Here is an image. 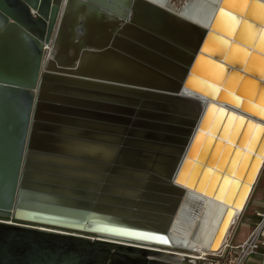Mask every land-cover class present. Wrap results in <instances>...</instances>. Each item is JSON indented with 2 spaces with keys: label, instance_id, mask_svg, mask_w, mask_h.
I'll list each match as a JSON object with an SVG mask.
<instances>
[{
  "label": "water",
  "instance_id": "water-1",
  "mask_svg": "<svg viewBox=\"0 0 264 264\" xmlns=\"http://www.w3.org/2000/svg\"><path fill=\"white\" fill-rule=\"evenodd\" d=\"M224 7L242 12L221 0L200 25L150 0H0V264L204 260L114 231L166 236L187 194L180 183L201 188L206 166L184 176L213 103L185 89L211 34L225 33ZM223 124L209 133L218 139ZM246 125L229 141L242 144ZM233 153L215 170L230 174Z\"/></svg>",
  "mask_w": 264,
  "mask_h": 264
},
{
  "label": "bare ground",
  "instance_id": "bare-ground-1",
  "mask_svg": "<svg viewBox=\"0 0 264 264\" xmlns=\"http://www.w3.org/2000/svg\"><path fill=\"white\" fill-rule=\"evenodd\" d=\"M150 1L155 2L158 5H161L162 7L166 8L167 10L181 17H184L185 19L198 23L200 25H205L210 19L214 17L221 3V0H207V1H201L195 7L190 8L189 7L190 3L187 2V4L184 5L183 8L176 9L174 5H172V3L168 2V0H150ZM226 1L232 6V8H236V9L243 8V12H241L240 14H234L236 12L226 7L220 10L216 18L217 19L216 23L217 26L223 29L225 33H222L220 31H215L216 33L211 34L212 36H214V38L212 37V39H210V41H208L206 44L207 53L205 52L201 54L196 63V64H198V62L200 63L199 65H196L198 75L191 76L190 84L192 86L190 87V89L189 88L185 89L186 95L205 97L207 100H210L213 103L211 104L209 110L204 115L205 129H203V132L199 133V135L197 136L194 142V148L196 143L198 144V147L196 149V152L194 149L195 154H193V157H190L187 161L186 175L184 176L185 177L184 179H187L191 174L195 165L196 166L193 172L195 175L198 173V166H200L201 169L204 166H206L207 168L206 167L204 168V172L201 176L200 184H199V186L201 187L199 191L201 192H198V190L193 189V187L187 186L185 180L182 183H180L181 186L185 187V189L187 190L186 192L188 194V197L194 199L196 202H199L201 206V209H199L200 210L199 215L195 214L191 216V218H187L185 216L183 218L181 216L175 218L173 221H171L170 227L168 228V234L166 236L151 235V234L137 233V232L130 233L123 230L114 231V234L116 235L118 234V236L122 237L121 240L126 239L135 242H143V243L148 242L149 244L151 242H155L162 244L164 246L165 244H169V246L179 247L184 249L183 251L174 250L172 251L173 254L183 255L182 252L189 251L196 254H192V253L190 254L185 253V254L194 259H205L206 257L205 255H209V254L217 255L218 252L215 254L211 253L214 252L211 250V248H216L215 250L219 249V247L223 243L224 238L226 237L228 230H230L232 224H234L235 222L233 220L237 217L238 214H240L245 209L246 204L251 196L253 187L257 182V179L259 177L264 162V146L259 151H252L247 148L248 143L251 141L252 138H254L253 136L256 134V132H259L258 131L259 129L264 132V102L258 103L261 102L260 100H258L259 93L261 92V88L264 87V52L260 51V49H263L264 51V47L261 46L264 45V0H241L242 2H245L243 3L244 5H242V2L240 0H226ZM250 1H253L252 5L254 6L252 10L253 13L250 15L251 17L249 18L248 14L245 16L244 13L247 10V8L250 6L249 5ZM237 30H238L239 39H234L233 35L236 34L235 32ZM256 42H257V46L260 49H254L253 44H255ZM214 54L217 57H214ZM227 55L228 58L226 60L229 63L223 61V59H219V58H224ZM239 56L242 57L241 61H239ZM245 63H247V66ZM203 64H205V66L207 67L211 77H208V75L202 73L199 70V67L200 68L202 66L204 67ZM237 64L239 67H236ZM244 66H246L245 70L243 69ZM234 74L237 77L235 79L233 78ZM221 78L223 79L221 82L216 80V79L220 80ZM234 80L236 81V83L234 82L233 83L234 86H233L229 82H232ZM244 80L247 81L244 82ZM225 81H227L226 87L223 86ZM194 82L197 84V86L194 85L195 84ZM252 82L257 85L256 90L255 89L253 90L252 87L250 86ZM248 83L249 85H247ZM202 84L210 88L213 91V94L209 93V95L208 94L205 95L204 93H206V89L202 87L203 86ZM200 88L202 89V91L200 90ZM238 88H240L239 92H237ZM221 92L222 94L218 96L219 93ZM251 93L254 97L253 99L248 100L246 94H248L249 96V94ZM225 99H227V101H223ZM244 103L250 106L251 109L247 111L243 110L242 108L245 107ZM229 110L230 112L226 117V113ZM218 114H222L219 127L223 123L224 126L222 128L223 134H220V136H218L217 139L216 133L214 132L211 135L209 133V129L212 127V125L215 131L219 129V127L218 129L216 128V123H215V118L217 117ZM238 120H240L241 122V127H243L244 123L247 121L246 126H249L250 128V133L248 135V139L246 141L245 146H243L245 142V138H244L245 133L242 136V144H238V146L235 145L236 143L229 141L228 139L229 134L231 132H233L232 134L234 136V139H237L238 136L237 137L235 136L236 129L234 127L237 124ZM227 126L228 129L225 134L224 127ZM256 136L257 134L255 135V138ZM206 141H212V145L214 143L216 144L218 143L221 145L220 152L219 154H217L218 155L217 160H215L216 159L215 156L214 158H212L214 152L213 150L212 155L208 160V163H206V159L211 153L210 152L211 149L209 150L207 156H203V152L205 149L204 144ZM252 143L254 144L253 147H255V142L253 141V139H252ZM259 143L260 145L262 143L264 144V133L260 137V140H258V144ZM201 151L203 158L201 164L200 163L197 164L196 161ZM232 152H234L232 156V160L234 158L235 153L239 154L238 160L235 162L234 165L236 168L233 170L231 165L232 172L228 175L227 174L223 175L224 172L222 169L215 170L216 169L215 165L220 159V156L224 153L221 162L223 163L222 166H225ZM228 153H229V157L227 158ZM113 155H114L113 152H109L107 153L106 156L112 157ZM246 156L250 157V160L254 157V161L252 165H249L251 164L250 163L251 161L249 160L248 165L246 166V169L244 171V174L247 173L248 176H246L247 178L245 179V181H243V179H241L244 176V174L241 176L242 161L244 160V158H246ZM239 166L241 170V173L239 174L240 178L237 177L235 179V172ZM200 171L198 174H200ZM206 171L208 172V177H206L207 180L204 182L203 178L204 176L207 175ZM213 175H214L213 182H215L217 176H219L218 177L219 179L215 184L214 190L218 187L217 185L219 183L220 178L224 176L221 182V186L218 188L219 189L217 195L218 197H213L212 193L214 190L212 191V187L210 189L211 191L210 196L206 195L210 193H205L207 187L210 184L209 181H211ZM242 185L243 187L240 193L237 194V192L239 191L238 189ZM233 193H234L233 195L234 197L231 200L230 196ZM225 198L229 201V203L227 200H226L227 202L224 201ZM150 215L154 219L159 220L158 221L159 226H163L165 224L166 222V219L164 218L165 216H161L160 213H155ZM216 235L217 237H215ZM225 244L226 243L224 242L222 248L225 246ZM157 248L159 247L155 246V249ZM169 257L174 259H179V256H169Z\"/></svg>",
  "mask_w": 264,
  "mask_h": 264
},
{
  "label": "rangeland",
  "instance_id": "rangeland-1",
  "mask_svg": "<svg viewBox=\"0 0 264 264\" xmlns=\"http://www.w3.org/2000/svg\"><path fill=\"white\" fill-rule=\"evenodd\" d=\"M190 1H194V0H172V3L174 4V7L176 8V9H180L181 8V6H183L184 5V3H187V2H190ZM241 1V0H240ZM242 2V1H241ZM228 3V2H227ZM243 3H245V2H242V5H244ZM229 4V3H228ZM230 5V4H229ZM253 6L254 5H250L249 7H250V9H249V14H248V17L250 18L251 16V14L253 13L252 12V10H253ZM241 10H242V12H243V8H241ZM227 33H229V32H227ZM212 44V43H211ZM211 46V45H210ZM261 46H263L264 47V45H261ZM212 47V46H211ZM242 60V57L241 56H239V61H241ZM237 62V61H236ZM208 63V62H207ZM200 63L198 62V64L197 65H199ZM252 64V63H251ZM204 65V67L202 66L201 68L199 67V70L202 72V73H204V74H206V75H208V77H211V75H210V73H209V71H208V69H207V67L205 66V64H203ZM205 68V69H204ZM225 78V77H224ZM233 78L235 79V78H237L236 77V75L234 74L233 75ZM202 79V78H201ZM214 79V78H213ZM213 79H211V80H213ZM216 80H218V81H222L223 79L221 78L220 80L219 79H216ZM215 80V81H216ZM233 80V79H232ZM231 81V80H230ZM247 81V80H246ZM245 80H244V82H246ZM236 83V81L234 80V81H232V82H229L231 85H233L234 86V84L233 83ZM244 82H243V84H244ZM195 83V82H194ZM217 83H219V82H217ZM242 84V85H243ZM194 85H196L197 86V84L195 83ZM203 86V88H205L206 89V93H204L205 95H209V93H212L213 94V91L210 89V88H208L206 85H204V84H202ZM220 85V84H219ZM247 85H249V83L247 84ZM204 86H206V87H204ZM250 86L252 87V89L254 90H256V88H257V85L256 84H254L253 82L250 84ZM263 89H264V87H262ZM261 88V92L259 93V98H258V100H260L261 102H258V103H263L264 102V90ZM241 89H242V86H241ZM200 90L202 91V89L200 88ZM204 91V90H203ZM242 91V90H241ZM225 94V93H224ZM244 94V93H243ZM241 95V94H240ZM243 96V95H242ZM246 96L248 97V100H250V99H253V95H252V93L251 94H249V96H248V94H246ZM244 97V96H243ZM262 97V98H261ZM263 100V101H262ZM223 101H227V99H225V100H223ZM244 108H242L243 110H245V111H247V110H249V109H251L250 108V106H248L246 103H244ZM221 115L222 114H218L217 115V117L215 118V123H216V128L218 129V127H219V125H220V122H221ZM210 117V116H209ZM225 128V134H226V131H227V129H228V126L227 127H224ZM236 130V132H235V136L237 137L238 136V134H239V132L241 131V129H242V127H241V122H240V120H238V122H237V124L235 125V127H234ZM259 132H261V133H259V132H256V134H257V136H256V138H255V135L253 136L254 138H252L253 139V141L255 142V146L258 144V140H260V137L262 136V134H263V131L262 130H258ZM244 138H245V142H244V144H243V146H245V144H246V141H247V139H248V135H249V133H250V128H249V126H246L245 127V130H244ZM211 142V143H210ZM211 144V145H210ZM211 146H212V141H206L205 142V144H204V152H203V156H207V154H208V152H209V150L211 149ZM197 147H198V144L196 143V145H195V152H196V149H197ZM216 147V148H215ZM215 147H214V152H213V157L212 158H214V156H215V160H217V157H218V155L217 154H219V152H220V149H221V145L220 144H216L215 145ZM216 149V150H215ZM217 151V152H216ZM230 153V152H229ZM229 153H228V156H227V158L229 157ZM195 154V153H194ZM238 156H239V154H236L235 153V155H234V158H233V160H232V163H231V165H232V169L234 170L236 167L234 166L235 165V162L238 160ZM227 160V159H226ZM249 160H250V157H248V156H246V158H244V160L242 161V174H241V176L244 174V171H245V169H246V166L248 165V162H249ZM198 166V165H197ZM190 168V167H189ZM207 168V167H206ZM200 169H201V167L200 166H198V173H199V171H200ZM189 170V169H188ZM207 172V171H206ZM232 172V171H231ZM196 173V172H195ZM194 174L193 173V180H195V179H197V177H198V175L199 174ZM218 175V174H217ZM206 177H208V172H207V175L206 176H204V178H203V181L205 182L206 180H207V178ZM219 176H217V178H216V180H215V182H213L212 183V185H211V187H212V191L214 190V188H215V184L217 183V181H218V178ZM203 182V183H204ZM210 182V181H209ZM259 182H261V184L260 185H264V170H261V172H260V174H259V177H258V180H257V183H259ZM202 186H203V184H202ZM193 187V186H192ZM237 188H238V186H237ZM236 188V189H237ZM260 190L261 189H263V188H259ZM198 192H201V191H199L198 190ZM235 192V191H234ZM258 193L259 192H257V194L255 195V198H257V196H258ZM206 195H208V196H210L211 195V193L210 194H206ZM234 195V193L230 196V198H231V200H232V198L234 197L233 196ZM205 202V201H204ZM229 203V202H228ZM254 203H252L251 205H253ZM199 209H201V206H200V204H199V202H196L194 199H191V198H189L188 197V194H186V196H185V198L183 199V202H182V204H181V206H180V208H179V210H178V212H177V215L174 217V219L175 218H178V217H187V218H191V216H193V215H199V212H200V210ZM181 214V215H180ZM239 215V214H238ZM238 215H237V217H238ZM237 217L233 220V221H237ZM233 223V222H232ZM231 223V224H232ZM235 223V222H234ZM236 224V223H235ZM230 227H231V225H230ZM229 231V230H228ZM226 243V242H225ZM227 244H230L228 241H227ZM230 246H231V244H230ZM221 247H222V245H221ZM216 248H211V250L212 251H214V252H211V253H214L215 254V250ZM178 251H183V250H178ZM185 253H192V252H189V251H187V252H185ZM205 253H208V252H205ZM192 254H196V253H192ZM237 254H238V249L237 248H233V249H231V247H227L226 249H224V247H223V249L221 250V252L219 251V253L216 255H211V254H209L208 256H206L207 257V259H205V260H195L194 262H195V264H233L232 262L233 261H235V257H237ZM216 261H219V263H217ZM251 264V263H250Z\"/></svg>",
  "mask_w": 264,
  "mask_h": 264
},
{
  "label": "crops",
  "instance_id": "crops-1",
  "mask_svg": "<svg viewBox=\"0 0 264 264\" xmlns=\"http://www.w3.org/2000/svg\"><path fill=\"white\" fill-rule=\"evenodd\" d=\"M201 1H207V0H198L196 5L201 2ZM191 4V3H190ZM195 5V6H196ZM190 6V5H189ZM261 182L255 184V187L251 193V196L246 204L245 209L238 215L237 221H235L234 224H232V227L230 230L227 232L226 237L223 240L222 246L224 242L228 241L230 244L227 247H231V249H235V246L240 244L242 241L246 239L248 234L251 232V230L254 228V226L257 224L259 221L260 217L258 214L264 213V185H260ZM263 189H259V188ZM258 193L257 198H255V195ZM254 203L253 205H251ZM227 243V242H226ZM222 247L220 246L218 250L215 251L221 252ZM234 263V261L232 262ZM264 264V260L260 255H252L250 256L244 263L242 264Z\"/></svg>",
  "mask_w": 264,
  "mask_h": 264
},
{
  "label": "built area",
  "instance_id": "built-area-1",
  "mask_svg": "<svg viewBox=\"0 0 264 264\" xmlns=\"http://www.w3.org/2000/svg\"><path fill=\"white\" fill-rule=\"evenodd\" d=\"M261 170H264V162ZM258 216L260 217L259 221L248 234L246 239L235 246V248L238 249V254L237 257H235L233 264H242L250 256L257 254L264 260V213L258 214ZM228 245L229 244L226 243L224 247ZM205 259H207V257H205ZM216 262L219 263V261Z\"/></svg>",
  "mask_w": 264,
  "mask_h": 264
},
{
  "label": "flooded vegetation",
  "instance_id": "flooded-vegetation-1",
  "mask_svg": "<svg viewBox=\"0 0 264 264\" xmlns=\"http://www.w3.org/2000/svg\"><path fill=\"white\" fill-rule=\"evenodd\" d=\"M196 1L198 2V0L190 1L189 3H191V4H190V6H189V7H190V8H193V7H195V5H196V3H197ZM168 2H169V3H172V0H168ZM186 4H187V3H184V5H186ZM192 4H193V5H192ZM172 5H174V4L172 3ZM184 5H183V6H181V8H183V7H184Z\"/></svg>",
  "mask_w": 264,
  "mask_h": 264
}]
</instances>
